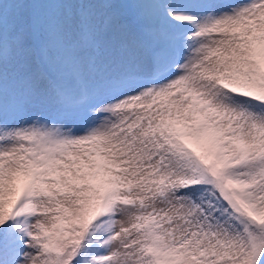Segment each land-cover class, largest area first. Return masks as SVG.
Here are the masks:
<instances>
[{
    "label": "snow or ice",
    "instance_id": "6c2138e0",
    "mask_svg": "<svg viewBox=\"0 0 264 264\" xmlns=\"http://www.w3.org/2000/svg\"><path fill=\"white\" fill-rule=\"evenodd\" d=\"M0 264H264V0H0Z\"/></svg>",
    "mask_w": 264,
    "mask_h": 264
}]
</instances>
